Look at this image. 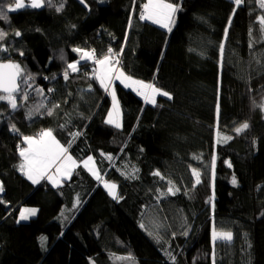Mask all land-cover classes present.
Segmentation results:
<instances>
[{
    "label": "trees",
    "instance_id": "16d2710c",
    "mask_svg": "<svg viewBox=\"0 0 264 264\" xmlns=\"http://www.w3.org/2000/svg\"><path fill=\"white\" fill-rule=\"evenodd\" d=\"M145 2L45 0L0 19L7 33L0 62L14 61L32 77L17 109L0 100V264H173L169 253L174 264H212L213 249L216 264H264V112L257 107L264 103L257 24L264 9L258 0L238 7L233 0H168L179 5L169 32L140 20ZM77 48L95 50L97 59L111 48L127 75L172 98L157 96L152 105L115 81L122 127L106 123L110 94L94 78L98 66L81 60ZM76 61L79 71L65 80L67 64ZM243 122L249 128L236 133ZM48 129L80 164L59 186L34 184L19 169L23 137ZM90 155L104 179L117 183L120 199L83 168ZM130 165L137 178L125 174ZM169 180L180 191L161 197ZM23 207L36 213L19 222ZM149 214L163 226L158 232L147 231ZM214 226L233 239L213 246Z\"/></svg>",
    "mask_w": 264,
    "mask_h": 264
},
{
    "label": "snow or ice",
    "instance_id": "6c2138e0",
    "mask_svg": "<svg viewBox=\"0 0 264 264\" xmlns=\"http://www.w3.org/2000/svg\"><path fill=\"white\" fill-rule=\"evenodd\" d=\"M244 0H233L235 6H240ZM259 7L264 9V0H258ZM51 3V0H49ZM45 5V0H29V3L26 5L25 0H13L12 3H8L7 5L0 4V19L7 20V12L8 11H16L18 9H23L26 6L31 8H41ZM63 5L61 4V7ZM179 5L170 3L168 0H146L145 3L142 4V8L139 14L140 20H147L153 23L161 25V27L167 29L169 32L172 31V25L175 22V14L178 11ZM60 10L59 8L57 9ZM235 13V9L233 10V14ZM229 26L231 25V18L228 21ZM257 24L260 26L261 32V40H264V15H260L257 18ZM129 27H131V20L129 21ZM21 33L19 31L15 32V36H20ZM228 30L225 29L224 38L225 41L227 39ZM251 36V31L249 33ZM7 36L3 30H0V41L4 40ZM250 47L252 46L250 42ZM225 46L224 43H221L219 46L221 64L223 62V54H224ZM0 51H7V48H0ZM74 51L81 53V60H92L94 64L98 67L93 69L94 78L98 80L101 87L104 88L106 92H110L113 106L112 110L108 113V118L106 123L113 125L116 128H121V111L119 108V102L116 99V92L114 88V82L120 81L124 84L125 87L131 88L137 92L138 95L142 96L146 103L156 105L157 96H164L168 99H171V94L167 91H163L162 89L156 87L154 83H146L145 81L135 79L129 75H127L122 67H118L120 65V61L118 59V55L113 52L111 48L107 50V54L103 56V58H95V50L92 51H84L82 49H74ZM123 49H121L122 53ZM23 55V53H20ZM79 61L67 64V67L63 73V77L65 80L69 78V70L72 73H77L79 71L78 67ZM31 75L25 73L24 69L18 63H14L11 60L8 62H0V100H5L10 105V107L15 110L18 107L17 104V95H20L21 99L26 100L28 98L27 88L29 87L28 81L31 80ZM23 85V87H22ZM37 94H42L43 89H36ZM51 92L52 89H49ZM43 105L37 106L42 107ZM55 107H59V105H54ZM264 112V103L257 105ZM217 119L219 117V105L217 104L216 108ZM48 115L52 114V110L49 109L47 112ZM249 124L247 122H243L240 126L235 127L236 133H242L249 128ZM13 131H18L15 126H12ZM70 135L75 139V137L79 136L80 133H70ZM219 137V133H218ZM232 139L231 136H223V142ZM221 138L217 139V143L222 142ZM23 141L27 144L26 148H21L19 155L23 158V162L19 165L20 171H22L29 180H31L34 184L39 183L42 179H48L53 184L59 186L62 179H71L73 171L80 167L77 159H75L68 150V147L60 144V142L53 136L52 130H42L38 137L25 136L23 137ZM70 147V143H69ZM101 155H104L101 153ZM107 159L111 160L112 157L109 155ZM82 166L88 172L91 173L92 176L95 177L97 181L103 183L105 189H107L108 194L113 199H120L117 191V185L115 183H110L104 179V177L100 174V171L95 166V160L93 156H88L87 159L82 161ZM229 166H231L229 164ZM212 168H213V176H214V168H215V158L212 160ZM138 169L133 170V173H126L128 178H137L135 176V172ZM192 175L195 178V184L201 183V174L200 172L193 168L191 170ZM153 175L156 177H160V179H164L161 173L157 170L153 172ZM233 184H236L237 181L235 177L232 180ZM180 189L175 186V184L169 180L167 186V192H161L160 196L165 195H176ZM0 192H3V185L0 183ZM159 199V197H158ZM211 202V198L210 201ZM77 203H79V199H77ZM214 207V205H213ZM35 209H24L20 213V220H26L30 215L35 214ZM144 225H141L143 227ZM157 227H159L157 225ZM183 235H187V231L182 233ZM173 235H175L173 233ZM157 239L159 240V236L157 235ZM233 239V234L230 231L217 230L216 227H213L212 230V242L213 246L217 240L223 241H231ZM46 240V237L41 238V242L43 243ZM170 259H172L173 264L175 262V257L168 254ZM131 259V257H129ZM212 264H216L215 251L213 249L212 253Z\"/></svg>",
    "mask_w": 264,
    "mask_h": 264
},
{
    "label": "rangeland",
    "instance_id": "374dc122",
    "mask_svg": "<svg viewBox=\"0 0 264 264\" xmlns=\"http://www.w3.org/2000/svg\"><path fill=\"white\" fill-rule=\"evenodd\" d=\"M29 3V0H25V4L27 5ZM18 10H20V9H18ZM156 25H158V26H161V25H159V24H156ZM173 26V25H172ZM115 84V83H114ZM114 86V85H113ZM116 92V91H115ZM109 94H110V92H108ZM110 97H111V94H110ZM116 99H117V101L119 102V99H118V97H117V93H116ZM111 104H112V106H113V101H112V97H111ZM112 106H111V109H110V111L112 110ZM119 108H120V111L122 110L121 109V103H119ZM109 111V112H110ZM108 118V117H107ZM121 122H122V114H121ZM53 133V132H52ZM53 136H55L54 135V133H53ZM27 144L25 143V146H26ZM87 159V158H86ZM94 160H95V158H94ZM95 166H96V162H95ZM126 168V170H125V174L126 173H133V170H135V169H138V167H135V166H132V165H130V166H126L125 167ZM123 170V169H122ZM137 173L135 172V175H136ZM109 182V181H108ZM110 183H115L116 185H117V183L116 182H110ZM107 190V189H106ZM117 191H118V195H119V190H118V187H117ZM162 197H164V196H162ZM30 208H33V207H30ZM30 208H28V207H23L22 209L24 210V209H30ZM23 210H21V211H23ZM21 213V212H20ZM20 213H19V222L20 221H27V220H30V218L31 217H33L34 215H30L29 216V218L28 219H26V220H20ZM144 221H146L147 222V224H148V226H146L147 228V231L148 232H158L159 230H161V228H163V226L162 227H160L159 225H158V223H157V221H154L152 218H151V215L149 214L147 217H145L144 218ZM157 225L159 226V227H157ZM217 230H221V229H218V228H216ZM223 231H225V230H223ZM227 231V230H226ZM218 241H223V240H217L216 242H218Z\"/></svg>",
    "mask_w": 264,
    "mask_h": 264
},
{
    "label": "crops",
    "instance_id": "0c3cea01",
    "mask_svg": "<svg viewBox=\"0 0 264 264\" xmlns=\"http://www.w3.org/2000/svg\"><path fill=\"white\" fill-rule=\"evenodd\" d=\"M36 137H38V135L36 136ZM58 140V139H57ZM59 142H60V140H58ZM60 144H62L61 142H60ZM22 162H23V160H22ZM42 180H44V179H42ZM48 180V179H47ZM1 181V180H0ZM49 182H51L50 180H48ZM51 184H53L52 182H51ZM55 185V184H54ZM60 185V184H59ZM21 210H23V209H21ZM20 210V211H21ZM35 213H36V211H35Z\"/></svg>",
    "mask_w": 264,
    "mask_h": 264
},
{
    "label": "built area",
    "instance_id": "2783aa9c",
    "mask_svg": "<svg viewBox=\"0 0 264 264\" xmlns=\"http://www.w3.org/2000/svg\"><path fill=\"white\" fill-rule=\"evenodd\" d=\"M141 8H142V4H141V6H140V9H139V12L141 11ZM140 14V13H139ZM41 131H39V133H40Z\"/></svg>",
    "mask_w": 264,
    "mask_h": 264
},
{
    "label": "water",
    "instance_id": "95a60500",
    "mask_svg": "<svg viewBox=\"0 0 264 264\" xmlns=\"http://www.w3.org/2000/svg\"><path fill=\"white\" fill-rule=\"evenodd\" d=\"M2 62H8V60L7 61H2ZM12 62H14V61H12Z\"/></svg>",
    "mask_w": 264,
    "mask_h": 264
}]
</instances>
